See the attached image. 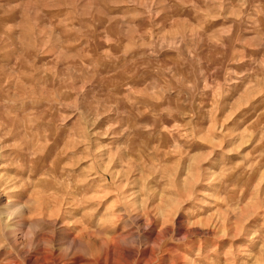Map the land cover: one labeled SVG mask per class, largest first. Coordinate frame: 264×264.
Here are the masks:
<instances>
[{
	"label": "rangeland",
	"instance_id": "374dc122",
	"mask_svg": "<svg viewBox=\"0 0 264 264\" xmlns=\"http://www.w3.org/2000/svg\"><path fill=\"white\" fill-rule=\"evenodd\" d=\"M0 264H264V0H0Z\"/></svg>",
	"mask_w": 264,
	"mask_h": 264
},
{
	"label": "bare ground",
	"instance_id": "6f19581e",
	"mask_svg": "<svg viewBox=\"0 0 264 264\" xmlns=\"http://www.w3.org/2000/svg\"><path fill=\"white\" fill-rule=\"evenodd\" d=\"M112 175H113V174H112ZM54 217H55V216H54ZM102 244H103V243H102ZM113 250H114V249H113ZM110 251H111V250H110ZM114 251H115V250H114ZM106 253H107V251H106ZM109 253H110V252H109ZM109 253H108V254H109ZM111 254H112V253H111ZM111 254H110V255H111Z\"/></svg>",
	"mask_w": 264,
	"mask_h": 264
}]
</instances>
